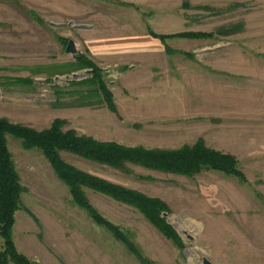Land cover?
Here are the masks:
<instances>
[{
    "label": "rangeland",
    "instance_id": "obj_1",
    "mask_svg": "<svg viewBox=\"0 0 264 264\" xmlns=\"http://www.w3.org/2000/svg\"><path fill=\"white\" fill-rule=\"evenodd\" d=\"M261 10L258 0H0V120L35 131L60 122L63 132L127 147L177 150L203 139L234 155L246 175L115 168L61 152L86 173L164 201L179 246L137 208L84 188L117 232L97 223L41 149L8 135L23 187L11 231L20 256L30 264H264ZM186 33L205 35L178 36ZM71 39L76 55L66 50ZM134 42H143L140 56L125 49ZM78 56L100 68L116 110ZM232 64L234 74L221 71Z\"/></svg>",
    "mask_w": 264,
    "mask_h": 264
},
{
    "label": "trees",
    "instance_id": "obj_2",
    "mask_svg": "<svg viewBox=\"0 0 264 264\" xmlns=\"http://www.w3.org/2000/svg\"><path fill=\"white\" fill-rule=\"evenodd\" d=\"M151 34L164 42L169 38ZM204 35L186 33L178 36L200 38ZM167 50L172 51L169 47ZM78 58L83 67L92 69L94 79L100 86L109 108L116 110L113 93L103 81L100 68L89 59L81 56ZM8 135L21 139L27 147L41 149L58 177L69 187L75 203L89 211L97 223L117 232L115 227L95 214L84 188L101 192L137 208L165 237L179 246L180 236L162 217V213L169 210L164 201L86 173L66 162L61 152L75 153L83 158L115 168H123L127 162H131L186 176H194L203 171H218L229 176H236L243 181L246 180V175L238 167V160L234 155L208 147L203 139L192 146H184L177 150L127 147L116 142H101L91 137H81L73 131L63 132L60 122H55L48 130L35 131L30 127L0 120V235L5 240V248L0 253V264H10V262L30 264L25 257L17 253L11 237L15 214L22 207L23 187L8 147Z\"/></svg>",
    "mask_w": 264,
    "mask_h": 264
},
{
    "label": "crops",
    "instance_id": "obj_3",
    "mask_svg": "<svg viewBox=\"0 0 264 264\" xmlns=\"http://www.w3.org/2000/svg\"><path fill=\"white\" fill-rule=\"evenodd\" d=\"M258 2H259V5L260 4H262V10L261 11H258V12H256V17L257 18H260L259 19V22H258V27H259V29H261L262 28V30H258V32H256L257 33V36H258V38H262V41H263V48H264V0H258ZM142 43L143 42H134V43H132V44H129L130 46H128V44H124L125 45V49H128V48H133L134 50H138L136 53H139V56H140V53H142ZM132 45V46H131ZM142 58V57H141ZM254 61H256V60H254ZM257 62H254V65L256 64ZM252 64V63H251ZM220 65V64H219ZM222 65V64H221ZM235 65H230V66H228V69L227 68H223V66L221 67V71H224V70H226V71H230V73L232 74L233 72L231 71L232 70V67H234ZM234 74V73H233ZM249 74L250 75H252L253 73H252V70H249ZM257 74H256V72L254 71V74H253V76H256ZM264 75V74H263ZM263 82H264V76H263Z\"/></svg>",
    "mask_w": 264,
    "mask_h": 264
},
{
    "label": "water",
    "instance_id": "obj_4",
    "mask_svg": "<svg viewBox=\"0 0 264 264\" xmlns=\"http://www.w3.org/2000/svg\"><path fill=\"white\" fill-rule=\"evenodd\" d=\"M67 52L72 54H78L77 44L74 40H69L68 46H67ZM74 78H78V74H74ZM206 264H211L208 260H205Z\"/></svg>",
    "mask_w": 264,
    "mask_h": 264
}]
</instances>
